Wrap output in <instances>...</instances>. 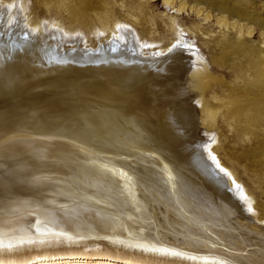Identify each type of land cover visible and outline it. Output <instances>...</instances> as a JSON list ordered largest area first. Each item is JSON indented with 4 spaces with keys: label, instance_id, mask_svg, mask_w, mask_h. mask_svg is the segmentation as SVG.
Returning <instances> with one entry per match:
<instances>
[{
    "label": "bare ground",
    "instance_id": "1",
    "mask_svg": "<svg viewBox=\"0 0 264 264\" xmlns=\"http://www.w3.org/2000/svg\"><path fill=\"white\" fill-rule=\"evenodd\" d=\"M41 32L0 3V75L31 59L63 73L62 79H95L61 85L35 79L27 87H60L44 93L49 105L27 112L1 107L0 264H264L261 256L223 250L218 240H236L228 231L204 234L214 243L208 245L198 243L193 222L171 223L177 195L213 220L264 231L252 197L214 156L213 133L198 128L197 107L169 103L158 118L137 107L112 109L113 100L134 95L133 87L155 70L183 77L192 50L178 41L149 59L156 66L151 70L130 30L97 50L79 41L64 49L59 31ZM116 75H123L127 89L112 80ZM32 115L43 119L31 122ZM140 154L154 157L153 166L136 160Z\"/></svg>",
    "mask_w": 264,
    "mask_h": 264
},
{
    "label": "rangeland",
    "instance_id": "2",
    "mask_svg": "<svg viewBox=\"0 0 264 264\" xmlns=\"http://www.w3.org/2000/svg\"><path fill=\"white\" fill-rule=\"evenodd\" d=\"M0 3L12 16L19 14L31 29L43 34L59 31L65 41L64 49L77 48L74 41H79V47L97 50L130 30L141 57L151 70L156 66L151 65L154 61H149L150 58L164 56L174 44L184 43L192 50L191 70L188 67L183 77L170 70L162 74L151 71L148 77L143 74L145 78L132 89L135 94L127 96L130 101L122 96L113 100L112 109L123 112L137 107L145 115L158 118L160 110L169 103L195 105L198 128L213 133L214 156L249 193L258 216L264 220V0H0ZM32 64L31 59H27L19 64L20 68L1 73L0 109L10 104L13 108L9 110L27 112L49 105L51 97H45L44 93H59L60 87L41 89L42 83L27 87L35 79H51L47 81L50 85H61L93 77H80L79 80L70 73L68 78L62 79L63 73L59 76L56 69ZM23 65L28 67L26 71L22 70ZM104 77L102 79H107ZM122 77L116 75L112 80H119L118 84L127 89ZM193 96L195 100L191 101ZM1 112L2 117L6 116L5 110ZM35 117L32 115L29 120L39 122L43 119ZM208 139L211 140V136ZM139 156L135 159H149L147 161L153 166L154 157ZM27 159L31 157L25 155L24 160ZM172 190L175 195L176 188ZM175 196L171 223L198 225V233H193L198 243L214 244L209 237L215 238L228 231L236 240L233 244L224 237L218 240L223 250L264 258L263 230L244 229L238 223L213 220L209 214L194 211Z\"/></svg>",
    "mask_w": 264,
    "mask_h": 264
}]
</instances>
